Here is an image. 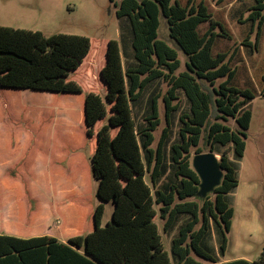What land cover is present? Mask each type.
Instances as JSON below:
<instances>
[{
  "label": "trees",
  "instance_id": "trees-1",
  "mask_svg": "<svg viewBox=\"0 0 264 264\" xmlns=\"http://www.w3.org/2000/svg\"><path fill=\"white\" fill-rule=\"evenodd\" d=\"M228 1L212 0L211 6L204 0H110L117 16L129 21L131 29L123 24L121 36L123 42L127 36L131 38L133 54L117 40L108 42L99 74L104 96L87 93L72 79L93 52L90 38L64 33L47 36L41 31L0 26V92L30 89L62 97L86 92L85 135H77L81 146L89 150V173L98 181L97 196L102 201L93 206L91 187L75 198L77 204L92 211L85 231L67 242L48 235L0 234V264H264V251L253 261L222 262L235 216L231 195L239 185L238 170L252 121L246 106L258 94L232 82L239 68L250 77V61L264 30V0ZM218 7H229L234 12L230 18L243 24L245 36L239 44L226 20L218 18ZM161 17L168 24L170 38L188 57L183 72L178 73L181 60L177 50L160 39ZM204 24L208 27L201 32ZM254 32L255 41L251 38ZM160 80L168 87L163 96L168 125L181 108L180 91L189 103V111L180 115L178 140L169 148L168 161L169 127L157 148L153 147L161 124L160 93L148 98L144 125L137 124L133 110L144 101L145 91ZM262 82L264 96V76ZM230 120L235 121V129L228 125ZM30 125V120L22 121L28 131ZM43 127L42 115L36 140L9 171L24 183L32 177L37 156L50 159L39 147V139L45 137ZM203 139L209 151L220 156L224 170L220 186L205 199L198 196L201 180L192 165L193 150L205 152L200 147ZM71 140L75 152L81 147L77 144L75 148V138L66 135L58 141L56 137L57 143L65 142L58 144L57 154L66 151L61 146L70 147ZM52 162L59 163L56 157ZM168 174V182L160 184ZM28 196L31 202L29 192ZM32 201L36 206V200ZM105 202H113L114 210L111 221L102 226ZM157 217L164 221L166 233L177 230L171 255L165 249Z\"/></svg>",
  "mask_w": 264,
  "mask_h": 264
},
{
  "label": "rangeland",
  "instance_id": "rangeland-1",
  "mask_svg": "<svg viewBox=\"0 0 264 264\" xmlns=\"http://www.w3.org/2000/svg\"><path fill=\"white\" fill-rule=\"evenodd\" d=\"M121 1L117 0L118 3ZM176 1L184 3L186 0H173V3ZM204 1L211 6L213 5L212 0ZM233 1L229 0L228 3ZM228 8H219L217 16L226 20L236 43L239 44L245 36L241 33L243 24L230 18L234 16V12L231 13ZM213 13L216 18V11H213ZM125 23H127L128 27L130 26L127 18H119L117 16L116 7L110 0H0V26L41 31L47 36L64 33L90 38L94 46L93 52L79 72L72 76V79L81 84L87 93L95 92L102 96L105 95V87L99 79V74L105 63L104 57L108 42L117 40L121 46L122 44L126 46L125 49L129 54H133L131 38L127 36L124 42L122 40V25ZM207 25H202L200 31L203 32L208 27ZM249 28L251 29V25ZM169 33L168 24L161 17L160 39L166 41L177 50L181 60V67L178 73L183 72L187 69L188 57L170 38ZM256 35L257 33L254 32L251 36L253 41L256 40ZM259 40V49L250 61V63H253V67L250 69V77H246L243 69L239 68L236 78L232 82L237 87L256 90L258 94L246 106V109L252 112V121L246 139V151L238 170L239 185L231 195L235 216L228 236V249L225 256L222 257V262L236 259L253 261L258 259L264 251V96L261 95V83H263L262 78L264 76V30ZM218 49V46H215L214 53H217ZM99 59L100 61H98ZM126 60V55H124V61L126 62ZM95 61L96 63H94ZM167 89L166 83L161 80L155 81L145 91L142 104L134 106L133 109L137 124L139 126L144 125L149 107L147 100L152 94L160 93L159 110L161 124L155 131L156 140L153 147L157 148L164 129L169 127L170 138L168 140L169 146L167 148L166 161L169 160L168 151L170 146L178 140L180 115L189 111V103L183 92L180 91L179 103L181 108L172 115L171 125H168L166 108L163 102V96L166 94ZM86 92L82 96L62 97L52 95L49 92L27 89L13 90L12 96L18 109H21L22 106L30 107L28 114L35 120L38 119V114L42 111L44 117L43 132L47 138L48 148L51 146L52 134L56 135L58 141H61L66 134L69 138H75L76 148L77 144L81 146L80 137L77 134L85 135L83 103ZM228 125L233 129L236 128L234 120H230ZM22 133L23 130H21ZM61 144H65V142L59 145ZM200 147L205 152L209 151V146L205 144L204 139ZM194 152L195 150H193V154ZM88 154L89 150L86 146H81L74 152L76 173L85 174L90 172V157ZM218 158L220 159V156ZM168 180L169 174L162 179L160 184L167 183ZM148 182L150 183L149 177ZM91 184L89 196L92 203L97 206L102 203L97 196L98 181L92 178ZM81 189V179H77L73 183L66 182L59 177L50 175L47 167L40 165L39 179L33 184V191L42 201L43 212L32 229V235H44L48 229H53L57 230V237L67 240L69 236L66 229L73 222L76 225L77 212L73 206L63 203V200L69 194H78ZM0 200L5 207L9 208L8 210L11 208L16 209L14 193L4 188L1 183ZM104 205L105 213L102 226H106L111 221L114 210L113 202H105ZM184 220L185 218L183 217L179 225ZM156 222L160 226L165 249L171 255L172 239L177 234V230H174L171 234L169 232L166 233L163 229L164 221L157 217ZM70 228L69 234H72L74 227ZM213 243L218 248L216 239H214ZM202 263L209 264L206 261H202Z\"/></svg>",
  "mask_w": 264,
  "mask_h": 264
},
{
  "label": "crops",
  "instance_id": "crops-1",
  "mask_svg": "<svg viewBox=\"0 0 264 264\" xmlns=\"http://www.w3.org/2000/svg\"><path fill=\"white\" fill-rule=\"evenodd\" d=\"M9 92H0V183L9 191L14 193L15 208L5 207L0 200V234L13 235L23 238L38 237L32 235V229L36 221L43 212V204L40 198L33 191V184L39 179L40 165L47 167L50 175L59 177L66 182L73 183L77 179L82 181V189L78 194L67 195L63 203L73 206L77 212V223L74 222L67 227L68 238L62 240L57 237V230L48 229L44 235L53 236L62 242H67L70 238L75 237L85 231L87 225V216L92 211L85 209L75 202L76 197H80L85 193L88 187L92 186V177L90 173L80 174L75 172L74 168V140H71L70 147L66 151H58L59 147L56 141V135L52 134L51 146L47 147V138L39 139V147L42 148L49 156V161H44L42 156H37L34 161L32 177L27 183L19 177H12L9 171L18 165L26 156L27 151L36 140V131L40 129L42 124V111L38 114V119L35 120L28 113L30 107L22 106L18 109L12 94ZM30 120V131L22 127V121ZM21 130L23 133L21 134ZM67 135V134H66ZM70 150V152H69ZM53 157H56L59 162L55 165L52 162ZM28 192L31 199L36 200V206L30 202ZM95 207V205L93 204ZM70 227H74L72 234H69Z\"/></svg>",
  "mask_w": 264,
  "mask_h": 264
},
{
  "label": "water",
  "instance_id": "water-1",
  "mask_svg": "<svg viewBox=\"0 0 264 264\" xmlns=\"http://www.w3.org/2000/svg\"><path fill=\"white\" fill-rule=\"evenodd\" d=\"M218 156L212 150L193 154V169L201 180L198 196L202 199L207 198L222 182L224 170Z\"/></svg>",
  "mask_w": 264,
  "mask_h": 264
}]
</instances>
